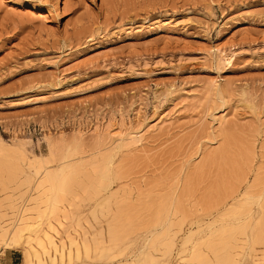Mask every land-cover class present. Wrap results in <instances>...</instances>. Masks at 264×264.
Here are the masks:
<instances>
[{
    "label": "rangeland",
    "instance_id": "1",
    "mask_svg": "<svg viewBox=\"0 0 264 264\" xmlns=\"http://www.w3.org/2000/svg\"><path fill=\"white\" fill-rule=\"evenodd\" d=\"M215 85L228 86L221 99ZM109 122L142 131L146 144L135 149L123 138L114 170L101 181L93 172L98 154L87 155L91 167L79 178L76 203L51 231L59 244H80L71 264L129 260L154 227V206L173 197L176 245L162 264H214L211 246L221 249L222 240L211 231L242 217L234 203L245 191L257 197L264 181V0H0V145L22 146L34 159L81 134L91 151L97 129ZM227 126L245 149L234 150L236 169H225L232 182L214 189L225 160L197 167L225 144ZM16 160L23 179L30 176ZM14 188L4 191L0 178V214L11 211L9 194L19 202L28 189ZM125 204L134 207L122 213ZM190 230L194 238L184 244ZM255 248H264L263 237ZM25 249L6 251L24 264ZM253 253L242 258L239 249V264H254ZM44 255L49 264L61 261L52 251Z\"/></svg>",
    "mask_w": 264,
    "mask_h": 264
},
{
    "label": "bare ground",
    "instance_id": "2",
    "mask_svg": "<svg viewBox=\"0 0 264 264\" xmlns=\"http://www.w3.org/2000/svg\"><path fill=\"white\" fill-rule=\"evenodd\" d=\"M59 2L60 0H55L56 4ZM227 55L228 54L225 52L222 53V51H220L219 57L221 59H225V56ZM227 90L228 86L226 85H215L213 88V92L218 98L220 97V99L224 91L226 93ZM164 117L165 116L161 117L162 120H160V125L156 124L151 126L154 127L155 131L161 129L162 124L167 121ZM219 124L221 127L226 125V117H221L219 119ZM131 131L125 123L120 124L118 122H109L107 125L97 129L96 139L91 146V151H86L85 140L82 136H80L81 134L79 133L80 135L75 137L70 143H68L69 145L66 147L64 145L65 143L60 144V146H50L51 148L47 154L37 156L34 159L27 158L25 150L22 146L5 147L0 145V178L3 190L7 192L14 186L15 188L12 191L21 189L25 185L28 187L25 192H22L21 196L19 197L21 201L19 202H17L18 198L15 197L16 193L9 194L7 196V199H9L11 202V211L10 213L4 212L0 214V246L2 249L5 251L6 248H18L26 246L27 249H25L24 264H37L35 263L34 258L38 261V264H46L48 262L43 260V255L49 254L50 251L55 253L56 256L59 254L61 261H63L65 264L67 261V264H71L75 257V253L77 258L80 259L82 252L80 244L76 239L71 240L70 248L66 247L65 242H61L60 244L57 243L56 238H54L56 234H51V231L54 230L53 221L58 219L60 215L65 216L67 213H69L68 206H73L76 203L74 194L80 187L79 178L81 175H88L91 167V162L89 160L90 158L87 159V155L91 153L98 154L95 156L96 160L94 161L95 166H93V172L97 174V176L100 178L99 181H101L102 178L104 179L105 176H107L111 165L114 170L115 167L113 166V159L123 145V138H126L124 145L135 147V149H138V147H143L144 143L146 144L144 138L145 135L142 134V131ZM222 131L226 137L225 144L223 146L220 145L221 147L219 146L220 148L218 149H214V151L208 154L204 158L203 162H201V164L197 167V171L202 172V170H205L206 167L218 163L220 159L225 160L226 165L223 166L220 163L219 165L217 164L218 179L214 182V189H218L220 187V184L222 183L221 181H226V183L230 181L228 178V172L230 171L227 168V165L229 164L232 168L236 169L235 167L238 166V163H236L237 161L234 158V150L237 151L245 149L246 143L244 140H240L239 137L231 133L229 127L222 129ZM249 150L251 149L249 148ZM244 154L249 157V154L251 153L246 151ZM12 159L21 160L25 163V166H27L26 168H28V172L30 174V176H27L28 178L26 177L23 179V176L21 175L25 173V168L21 166L20 162L15 164ZM225 169H228V172L227 170L225 171ZM241 177H243V175ZM240 180L243 179L241 178ZM230 182H232V180ZM260 184H262V190H260L261 192L257 197L250 198L247 196L250 191L247 192L248 194L245 191L239 200L236 199L237 203H234V208L239 212H243L242 217H238L239 219H237L235 222H220L219 226L216 224V226L219 228L214 227V225L212 226V228H216L215 232L211 231L213 236L214 234L216 236L218 235L222 240H220L222 247L219 250H217L218 248H215L216 245L212 243L211 250H214V253L216 254L215 257L217 259H215L216 262L214 264H230L229 262L232 261L234 264H239V261L236 258V256L239 257V255L242 254H239V249L244 251V254L241 255L242 258L246 257L247 255L254 256L253 251L256 252V257H252L251 260L254 261V264H264V248L262 250L255 248L258 238H264V181L261 180ZM229 189L233 190V187H229ZM235 190L237 191V188ZM172 201L174 203L172 202L170 204L165 199H160V201L157 202V204L154 206L155 213L153 214L152 219L154 227H149L150 229H148V234L141 238L139 242L140 248L137 249L138 251L135 252L129 260L126 259V261H119L118 264H162L164 258L168 255L170 256L176 245V232H173L175 228L171 230L175 221L173 219L174 207L171 208L170 206H175L179 201V198L176 201L173 197ZM154 204L155 202L153 205ZM150 206L152 207V205ZM132 207L134 206L125 204L123 208L124 212L122 213H125L127 211L126 209L131 210ZM178 207L180 208L181 205H178ZM176 213L178 214V212ZM116 231L117 230H113V228H110L109 230L111 234H114ZM195 231L191 232L190 230L191 233L186 237L184 244L192 239ZM69 236L71 237V235ZM242 237L244 238L242 239ZM207 238H209V236ZM67 239H69V237ZM233 239L235 241H232ZM204 240L205 239L200 241L202 242ZM212 241L213 240L210 242ZM239 241L243 243H240ZM208 245H210V243ZM251 245L254 247H251ZM152 249L159 251L160 256L157 257L156 255L152 254L150 251ZM222 250L225 251L221 253ZM85 254L87 258L91 259L90 249L88 246H85ZM196 257L198 258L200 256L197 255ZM59 260L60 258L56 257L54 260L50 261V264H56L57 262V264H59L61 262Z\"/></svg>",
    "mask_w": 264,
    "mask_h": 264
},
{
    "label": "crops",
    "instance_id": "3",
    "mask_svg": "<svg viewBox=\"0 0 264 264\" xmlns=\"http://www.w3.org/2000/svg\"><path fill=\"white\" fill-rule=\"evenodd\" d=\"M9 249H16V248H9ZM19 259H20L19 254L16 251L5 250L4 252L0 253V264H19L18 262Z\"/></svg>",
    "mask_w": 264,
    "mask_h": 264
}]
</instances>
